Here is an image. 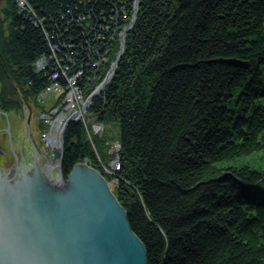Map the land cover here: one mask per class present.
<instances>
[{"label":"trees","instance_id":"obj_1","mask_svg":"<svg viewBox=\"0 0 264 264\" xmlns=\"http://www.w3.org/2000/svg\"><path fill=\"white\" fill-rule=\"evenodd\" d=\"M24 2L0 12V113L20 115L63 66L92 77L135 17L87 110L101 133L65 129L63 177L83 162L103 173L118 143L120 169L105 178L147 264H264V0Z\"/></svg>","mask_w":264,"mask_h":264},{"label":"water","instance_id":"obj_2","mask_svg":"<svg viewBox=\"0 0 264 264\" xmlns=\"http://www.w3.org/2000/svg\"><path fill=\"white\" fill-rule=\"evenodd\" d=\"M124 43L123 38L122 49ZM29 119L27 133L39 164L28 163V175L24 166L0 170V264H147L145 248L104 177L86 162L63 177L62 135L72 119L51 152L57 167L39 155Z\"/></svg>","mask_w":264,"mask_h":264},{"label":"rangeland","instance_id":"obj_3","mask_svg":"<svg viewBox=\"0 0 264 264\" xmlns=\"http://www.w3.org/2000/svg\"><path fill=\"white\" fill-rule=\"evenodd\" d=\"M18 1L16 0V7L18 13L20 12V7L18 5ZM6 6V0H0V12L5 8ZM20 8V9H19ZM136 10V9H135ZM135 16V15H134ZM134 23V22H133ZM133 23L129 25H126L122 30L118 32L119 35V49L118 51L114 54L112 61L110 60L109 63L107 60H109L110 57V52H107L105 55L100 54L98 57L95 55L94 59L95 62L92 63L91 67L96 68V71H94L92 74V77L86 75L83 73V71L76 70L74 73L70 74L69 70L70 68L67 67H62V77L65 80V87H61L59 84V89L58 88H53V83L54 81H51V84H49L36 98V102L33 103H24L23 109L20 111V115H10L8 116L5 113H0V147L5 148L8 146V140L10 143L15 140L17 141V144L22 145L23 149L29 150L27 148H31L33 151L32 153L35 154L33 148H32V143L30 139L28 138V133H27V128H26V122L29 119V126L30 129H34L35 135H37V138L41 142V144H37V148H41V150H45L44 155L48 156L49 158L52 157L51 152L54 148L58 147L60 144V138H61V130L63 125L65 124L66 120L68 118H71L72 121H81L85 127L88 125H91V128L95 134H100L102 131V126L99 124L94 123V120H92L88 115H87V110L89 108V105L91 104L89 102V98L97 92V90L102 87L104 84V87L100 90L96 96H98L107 86V84L110 82L109 78L111 77L112 73L114 75V72L117 67V63L119 58L124 52V47L125 43L122 49V41L124 38V41L126 42V35L127 32L130 30V28L133 26ZM110 41L112 42V37L110 38ZM109 41V42H110ZM53 46V56L58 54L57 48H54ZM56 57V56H55ZM53 57V60L55 59ZM43 61L40 63V65H44V67H40L38 65L39 62ZM50 60L48 57L46 59H40L35 63V67L37 70L41 68H46V65ZM71 63V62H70ZM108 63V64H107ZM107 65L105 68L104 66ZM99 68V69H97ZM101 74V75H100ZM58 78H62V77ZM102 76V77H101ZM102 79V80H101ZM112 79V78H111ZM84 80L86 83L88 82H100L98 83L92 92L89 95H85L84 92L79 88L78 82ZM101 80V81H100ZM108 81V82H107ZM76 83L77 88L80 90H74L71 85ZM70 87V88H69ZM50 88V89H48ZM78 91V92H77ZM70 93V94H69ZM81 93V94H80ZM80 94V95H79ZM75 95H78V98L75 97ZM94 96L92 100L96 97ZM75 103V106L73 107L72 103ZM77 107V108H76ZM75 109V110H74ZM76 113V114H75ZM71 121V122H72ZM42 122V123H41ZM49 123L51 127H49ZM42 126V128H41ZM44 128V129H43ZM49 128L52 129L51 132H54L56 130V142L57 144H52L50 141L49 143L47 142V139L45 136L50 132ZM7 130L10 131L11 133V139H9V135ZM31 131V130H30ZM114 134L118 133V128L115 126L114 127ZM27 133V134H26ZM64 135V133H63ZM62 135V136H63ZM29 140V142H28ZM34 142V141H33ZM16 145V144H15ZM16 151H18V147L16 146ZM23 150V151H24ZM40 150V149H39ZM119 150V145L118 143L111 142L110 143V153L113 154V158L111 161L108 162L107 166L102 165V171L103 173H99L104 177L105 181L107 182L108 186L110 187L112 191V185L111 182H108L105 178V175H114L116 172L119 171L120 166L118 162V157L117 153ZM36 155V154H35ZM29 161L30 158H28ZM31 163V162H28ZM51 166L57 167V162H53L51 158ZM93 168V167H92ZM2 170V169H0Z\"/></svg>","mask_w":264,"mask_h":264},{"label":"flooded vegetation","instance_id":"obj_4","mask_svg":"<svg viewBox=\"0 0 264 264\" xmlns=\"http://www.w3.org/2000/svg\"><path fill=\"white\" fill-rule=\"evenodd\" d=\"M31 130V136L32 140L34 141V144L37 146V144H41L39 139L37 138V135H35L34 129ZM27 134V133H26ZM30 139V137L28 136ZM31 141V139H30ZM29 142V140H28ZM16 144V145H15ZM12 143L9 142L8 140V146L5 148L0 147V169H2V172H8L11 171L13 168L17 167L19 170L22 168V166L25 167V173L28 175L31 173V167H26V165H29L28 162H31V165L33 164L32 161L35 163H38V156L36 157L31 148H27L29 150L23 149L22 145L17 144V141L15 140ZM18 147V151H16L15 147ZM39 155L41 157H44L45 150H41L39 147ZM24 150V151H23ZM46 154V153H45ZM30 158L31 161L28 160ZM45 164V163H44ZM18 174H20V171H18Z\"/></svg>","mask_w":264,"mask_h":264},{"label":"built area","instance_id":"obj_5","mask_svg":"<svg viewBox=\"0 0 264 264\" xmlns=\"http://www.w3.org/2000/svg\"><path fill=\"white\" fill-rule=\"evenodd\" d=\"M18 1V5H19V7L21 8H19L20 9V12H22V11H27L26 10V3L24 2V0H17ZM43 60V59H42ZM43 61H41V62H39L38 63V65H40V63H42ZM40 67H44V65H40ZM41 69H43V68H41ZM58 77H59V75L56 73V72H54V73H52L51 74V77H50V79H51V81L53 80L54 81V83H53V88H58L59 89V85H58ZM70 87H72L75 91L78 89V90H80L79 88H77V86H76V83L74 82V84L73 85H71ZM69 87V88H70ZM48 89H50V88H48ZM78 92V91H77ZM70 94V93H69ZM81 94V93H80ZM79 94V95H80ZM75 97L76 98H78V95H75ZM72 105H73V107L75 106V103L73 102L72 103ZM77 108V107H76ZM75 110V109H74ZM76 114V113H75ZM49 127H51V125H50V123H49ZM49 130H50V132L45 136V138L47 139V142L49 143V141H50V139H49V136L51 135V131H52V129L51 128H49Z\"/></svg>","mask_w":264,"mask_h":264},{"label":"bare ground","instance_id":"obj_6","mask_svg":"<svg viewBox=\"0 0 264 264\" xmlns=\"http://www.w3.org/2000/svg\"><path fill=\"white\" fill-rule=\"evenodd\" d=\"M56 135H57V133H56V130H55L54 132H51V135L49 136L50 142L52 144H57Z\"/></svg>","mask_w":264,"mask_h":264}]
</instances>
